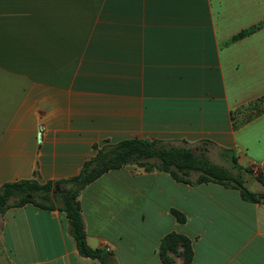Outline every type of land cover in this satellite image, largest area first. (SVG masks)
<instances>
[{"label":"crops","instance_id":"crops-1","mask_svg":"<svg viewBox=\"0 0 264 264\" xmlns=\"http://www.w3.org/2000/svg\"><path fill=\"white\" fill-rule=\"evenodd\" d=\"M125 139L263 167L264 0H0V187L73 179ZM78 202L111 264H164L171 234L190 240V264H264V202L236 189L127 165ZM0 264L100 262L80 255L63 212L27 204L0 216Z\"/></svg>","mask_w":264,"mask_h":264},{"label":"trees","instance_id":"trees-1","mask_svg":"<svg viewBox=\"0 0 264 264\" xmlns=\"http://www.w3.org/2000/svg\"><path fill=\"white\" fill-rule=\"evenodd\" d=\"M256 105L258 106V102H253L245 110L243 109L244 112H248L243 122H237L236 114L233 115L235 130L255 117ZM243 110H240V113L244 115ZM256 112H261V110L258 109ZM97 151V155L84 164L81 174L73 179L49 181L45 184L36 180H22L1 186L0 216L10 208L23 207L27 204L43 210H59L68 219L70 233L75 239L80 255L98 260L100 264H111L109 254L88 246L78 202L82 190L108 171L136 164L147 171L158 170L169 173L179 182L197 185L217 183L226 188L238 190L242 199L247 202H264V194L249 190L241 175H234L227 167L214 164L204 152L198 156L192 149L167 147L159 141L147 139H125L115 143L105 141L97 146ZM232 160L235 167L242 170L237 164V159L233 157ZM193 175H196V178L191 180ZM259 182L264 187V176H260ZM62 184L67 186L66 191L57 192L56 187ZM55 198L60 199L59 205H56ZM174 214L179 222L185 221L182 214L177 211H174ZM179 245L183 248V264L191 263L193 251L190 240L182 235L171 234L163 240L161 245L164 264H174V261L167 256V252H175Z\"/></svg>","mask_w":264,"mask_h":264},{"label":"rangeland","instance_id":"rangeland-1","mask_svg":"<svg viewBox=\"0 0 264 264\" xmlns=\"http://www.w3.org/2000/svg\"><path fill=\"white\" fill-rule=\"evenodd\" d=\"M245 118H246V116H245ZM163 145H165L167 147H175V146L176 147H184V148L188 147L186 144H183V143H180V144H169V143L166 144V143H164ZM200 146L202 148L204 147L203 145H200ZM207 148H208V151H210V156L209 155L207 156L210 159V161H212L214 164L227 167L229 170H231V172L234 175H241L245 180V186L249 190H251L253 192L260 193V194H264V187L259 182L260 176H264V166L263 167L258 166L255 169V164H253V165H249L247 167L242 166L241 167L242 170H238L235 167V163L231 159L228 151L218 149V148H215L213 146H208ZM190 149H192L195 152V154L198 156L201 155V153H203V152L206 153L205 151L201 152V150H202L201 148L192 147ZM133 165L137 166L136 164H133ZM192 178L195 179L196 175H193ZM66 189H67V186L65 184L58 185L56 187L57 192H65ZM54 200H55L56 205H59L61 203L60 199H58V198H55Z\"/></svg>","mask_w":264,"mask_h":264},{"label":"built area","instance_id":"built-area-1","mask_svg":"<svg viewBox=\"0 0 264 264\" xmlns=\"http://www.w3.org/2000/svg\"><path fill=\"white\" fill-rule=\"evenodd\" d=\"M258 166L257 165H255V169L257 168Z\"/></svg>","mask_w":264,"mask_h":264}]
</instances>
